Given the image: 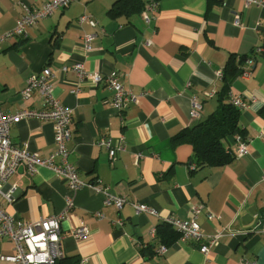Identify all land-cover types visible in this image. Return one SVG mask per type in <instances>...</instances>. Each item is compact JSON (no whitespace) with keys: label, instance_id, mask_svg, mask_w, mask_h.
Listing matches in <instances>:
<instances>
[{"label":"crops","instance_id":"obj_1","mask_svg":"<svg viewBox=\"0 0 264 264\" xmlns=\"http://www.w3.org/2000/svg\"><path fill=\"white\" fill-rule=\"evenodd\" d=\"M44 1L0 0V32L15 26L22 4L35 8ZM114 1L72 0L39 20L26 37L1 43L0 109L12 114L22 107L42 108L37 91L27 97L21 91L29 76L50 67L53 94L73 113L68 160L82 180L98 182L127 202L120 209L105 205L104 196L90 187L71 192L50 169L38 166L29 173L20 166L3 188L16 185L12 198L1 197L0 206L28 222L61 212L71 197L73 206L60 222L61 247L62 257L76 256L77 264H264V8L242 0H157L147 22L141 17L144 0L139 13L128 15L109 14ZM84 13L96 25H79ZM85 33L95 34L88 50ZM256 47L261 51L254 52ZM230 54L247 55L251 73L230 82L229 92L247 106L239 110L240 133L222 144L234 150L241 136L248 141L247 153L222 165L198 166L190 163L192 145L175 143L173 137L196 122L190 119L193 99L202 104L200 119L217 108ZM76 61L89 72L118 71L137 101L117 110L103 82L78 79L72 69ZM207 91L214 93L206 97ZM9 135L13 144L26 145L40 157L54 149L48 121L21 119ZM101 135L112 146L122 138L124 149H117L112 160L107 148L97 145ZM133 202L156 214L136 212ZM195 204L201 206L197 222L204 235L223 231L207 254L199 243L182 241L173 228L178 237L169 245L151 232L166 216L188 218ZM116 219L120 223L114 225ZM81 223L89 233L75 238L72 229ZM160 244L167 246L163 254L157 252ZM12 253L13 243L0 238V255Z\"/></svg>","mask_w":264,"mask_h":264},{"label":"built area","instance_id":"obj_2","mask_svg":"<svg viewBox=\"0 0 264 264\" xmlns=\"http://www.w3.org/2000/svg\"><path fill=\"white\" fill-rule=\"evenodd\" d=\"M72 0H45L40 6L32 8L27 4H22L23 13L18 18L15 26L7 31L0 32V45L4 41L17 37H26L28 30L38 23L39 20L51 16L56 10L66 8ZM145 7L141 12V17L145 21L152 19L157 10V0H144ZM245 5H256L264 8V0H242ZM78 23H88L96 25L91 16L82 14L78 18ZM235 23H239V16L235 15ZM94 33L82 35L85 50L90 49ZM261 47H256L254 52H260ZM66 68L62 67V71ZM73 71L79 80H90L93 83L103 82L111 90V104L119 111L123 110L129 103L136 102L138 95L126 89L120 81V74L116 70H111L106 74L98 71L89 72L85 70L82 62L76 61L72 64ZM251 73L249 58L245 60L240 76L247 78ZM220 76V74H219ZM53 72L50 67H44L40 71L33 73L27 79L26 87L21 91L24 96H28L32 91H37L43 98L44 106L36 109L33 107H22L18 111L9 114L0 109V198L7 200L12 198L16 185L12 184L7 191L4 185L10 176L20 167L24 166L29 173L36 171L38 166L50 169L56 176L60 177L71 192H76L83 187H90L95 192L104 196L103 203L112 205L120 209L127 199L122 196L111 194L108 187L98 182L90 183L80 178L77 167L68 160L69 150L68 141L72 138L73 113L71 108L64 105L53 94L52 84ZM214 91H207L206 97H211ZM228 101L239 110L244 109L247 104L239 96L228 93ZM202 104L193 99L190 109V119L198 121L201 118ZM21 119H38L51 122L54 131V149L45 157H40L37 153L30 151L26 145L17 146L10 139V127ZM119 145L112 146L111 140L106 135H101L97 139V145L105 146L108 150L110 160L115 156L117 149H124L121 136H118ZM247 139L236 136L235 149L231 150L233 157L242 156L247 153ZM195 166V165H193ZM73 206V199L66 197V208L53 215L41 217L34 221L24 222L15 216L7 213L0 206V238H8L13 243V253L0 255V264H54L55 261L63 256L61 247L62 234L60 222L64 219L68 208ZM132 206L136 212L156 214V210L143 203L133 202ZM264 208V198L262 200ZM201 211L200 205H192L190 215L186 219L173 216H166L163 220L173 229L178 231L180 239L192 240L200 244L199 250L207 254L213 245H216L223 235L222 230H217L210 236L204 235L197 222L198 214ZM97 216L101 213L97 212ZM112 223L118 224L120 220ZM155 233V230H151ZM89 230L85 224L72 229L75 238L87 236ZM167 246L160 244L157 252L163 254ZM243 264H255L254 261L245 260Z\"/></svg>","mask_w":264,"mask_h":264},{"label":"trees","instance_id":"obj_3","mask_svg":"<svg viewBox=\"0 0 264 264\" xmlns=\"http://www.w3.org/2000/svg\"><path fill=\"white\" fill-rule=\"evenodd\" d=\"M143 8L141 0H115L109 9V14L139 13ZM247 55L239 58L230 54L222 70L221 87L217 92V108L205 118L196 121L190 127L181 130L173 137L175 143H188L192 145L190 163L198 166H216L225 164L233 159L227 151L222 140L228 135L240 133L238 127L239 109L228 101L230 82L241 72L240 65L244 63ZM155 234L159 241L169 245L177 239L178 233L165 222L155 227ZM143 251V248H140ZM76 256L61 257L54 264H77Z\"/></svg>","mask_w":264,"mask_h":264}]
</instances>
